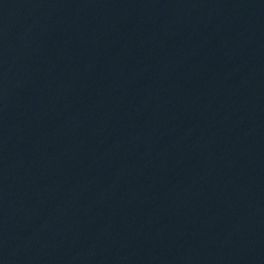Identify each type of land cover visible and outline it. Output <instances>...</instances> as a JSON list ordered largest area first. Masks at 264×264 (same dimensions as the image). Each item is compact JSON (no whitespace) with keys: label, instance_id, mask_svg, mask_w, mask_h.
<instances>
[{"label":"water","instance_id":"95a60500","mask_svg":"<svg viewBox=\"0 0 264 264\" xmlns=\"http://www.w3.org/2000/svg\"><path fill=\"white\" fill-rule=\"evenodd\" d=\"M0 264H264V0H0Z\"/></svg>","mask_w":264,"mask_h":264}]
</instances>
